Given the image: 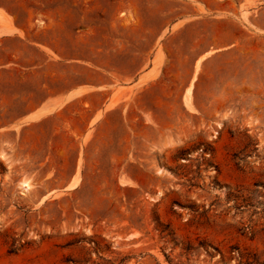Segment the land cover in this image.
Here are the masks:
<instances>
[{
  "label": "rangeland",
  "instance_id": "obj_1",
  "mask_svg": "<svg viewBox=\"0 0 264 264\" xmlns=\"http://www.w3.org/2000/svg\"><path fill=\"white\" fill-rule=\"evenodd\" d=\"M7 4L29 14L31 31L57 25L66 39L57 72L43 56L39 71H0V264H264V0H0ZM80 18L90 64L108 70L89 72L90 82L122 92L143 61L130 53L166 21L169 62L162 94L138 99L137 111L116 96L125 112L114 136L74 132L56 150L53 136L16 118L40 81H80ZM185 89L193 99L183 106Z\"/></svg>",
  "mask_w": 264,
  "mask_h": 264
},
{
  "label": "crops",
  "instance_id": "obj_2",
  "mask_svg": "<svg viewBox=\"0 0 264 264\" xmlns=\"http://www.w3.org/2000/svg\"><path fill=\"white\" fill-rule=\"evenodd\" d=\"M158 1L163 2V0ZM10 8L8 4L0 6V9L12 19V23L9 24L0 15V52L5 57L0 59V71L14 69L23 72L39 71V59L43 56L48 58L46 70L57 72L58 61L53 58L65 55L64 52H59V49H64L59 42L66 39L61 36L66 33L56 25L57 12L60 13L63 7L60 6L57 9L55 4V11L49 10V20L54 21L56 27L53 28L50 24L51 29L48 31H31L28 26L29 14L26 12V18L21 19L20 16L8 11ZM145 21L142 19L140 25L144 26ZM87 22L83 24L80 18V22L75 24L79 27L75 32L77 38L74 37V39L80 40V60H78L79 64L73 67L79 69L80 81L71 82L64 74L58 75V73L40 81L33 86L31 92L23 94L21 114L16 118L17 127L31 128L34 135L37 133L44 135L48 132L50 136H53L50 146L55 147L56 150H67V145L72 143L74 132L82 139L114 136L115 123L125 112L124 101H117L116 96L122 94L125 98L128 97L130 101L126 111L135 112L138 99L152 98L156 96V93L159 92L161 95L163 92V69L168 67L169 62L166 55L167 46L164 44V41H168L167 21L164 27L161 25L160 30L152 35L150 44L147 42L144 49H141V53H130V56L143 57V61L136 70L138 74L134 80L127 87L123 86L122 92L117 93L111 84L103 85L89 81V72L99 75V71L107 72L108 70H103L99 61L90 64ZM135 36L136 39L147 38L142 32L135 33ZM186 91V89L183 90L181 94L183 106L190 105L193 99L191 90ZM142 111L145 112L144 109Z\"/></svg>",
  "mask_w": 264,
  "mask_h": 264
},
{
  "label": "bare ground",
  "instance_id": "obj_3",
  "mask_svg": "<svg viewBox=\"0 0 264 264\" xmlns=\"http://www.w3.org/2000/svg\"><path fill=\"white\" fill-rule=\"evenodd\" d=\"M31 189V186L29 185V182L23 181L20 183V190L23 195L27 194L29 190Z\"/></svg>",
  "mask_w": 264,
  "mask_h": 264
}]
</instances>
